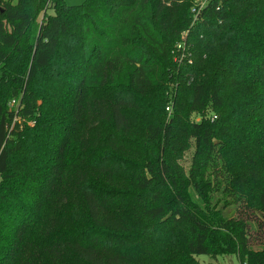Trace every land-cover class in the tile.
Segmentation results:
<instances>
[{
	"label": "trees",
	"instance_id": "obj_1",
	"mask_svg": "<svg viewBox=\"0 0 264 264\" xmlns=\"http://www.w3.org/2000/svg\"><path fill=\"white\" fill-rule=\"evenodd\" d=\"M198 2L0 0V264H264V0Z\"/></svg>",
	"mask_w": 264,
	"mask_h": 264
},
{
	"label": "rangeland",
	"instance_id": "obj_2",
	"mask_svg": "<svg viewBox=\"0 0 264 264\" xmlns=\"http://www.w3.org/2000/svg\"><path fill=\"white\" fill-rule=\"evenodd\" d=\"M70 2H76L77 0H69ZM178 57H176L177 59ZM194 115V114H193ZM194 117V116H193ZM196 119H200L196 117ZM200 264H241L239 258L235 254L218 256L217 258H212L208 255H198L196 256Z\"/></svg>",
	"mask_w": 264,
	"mask_h": 264
},
{
	"label": "built area",
	"instance_id": "obj_3",
	"mask_svg": "<svg viewBox=\"0 0 264 264\" xmlns=\"http://www.w3.org/2000/svg\"><path fill=\"white\" fill-rule=\"evenodd\" d=\"M199 2L197 3V5H198V8L197 7H195L194 9H193V11L194 12H198L201 8H203V6H204V3H205V0H198ZM196 5V6H197ZM186 35H187V33H185L184 35H183V38L185 39L186 38ZM178 50H185V48H184V42H179L178 43ZM184 52V51H183ZM184 54V53H183ZM183 54L182 55H180L179 56V58H177L176 60H180L181 58H182V56H183ZM169 109V108H168Z\"/></svg>",
	"mask_w": 264,
	"mask_h": 264
}]
</instances>
